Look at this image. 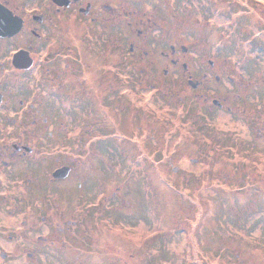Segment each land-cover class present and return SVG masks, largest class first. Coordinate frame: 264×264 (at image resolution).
Returning <instances> with one entry per match:
<instances>
[{
    "label": "rangeland",
    "instance_id": "374dc122",
    "mask_svg": "<svg viewBox=\"0 0 264 264\" xmlns=\"http://www.w3.org/2000/svg\"><path fill=\"white\" fill-rule=\"evenodd\" d=\"M133 2L132 8L154 9V0ZM176 7L178 14L171 7L161 10L156 47L145 46L149 54L129 73L133 78L144 71L138 88L129 80L127 110L122 102L112 103L113 118L124 120L127 143L114 133L107 144L73 146L42 160L41 168L49 162L52 170L71 158L78 169L56 185L58 201L57 193L34 195L0 174V264H264V0H177ZM171 45L180 57L177 65L162 55L171 53ZM112 58L116 62L117 54ZM209 59L220 80L213 77L206 89L212 100H204L189 92L188 76L202 75ZM106 86L97 90H103L104 105L110 100ZM60 106L66 108L56 103L58 111ZM130 112L138 117L139 136H132ZM198 112L215 136L233 134L251 147L248 155H213L193 119ZM56 120L61 127L71 117ZM107 123L95 128L98 140L107 134ZM76 150L81 156L74 162ZM90 175L98 189L82 195L78 182ZM246 181L253 184L249 191L236 192L234 186ZM100 185L107 186L106 197Z\"/></svg>",
    "mask_w": 264,
    "mask_h": 264
},
{
    "label": "flooded vegetation",
    "instance_id": "af4514ba",
    "mask_svg": "<svg viewBox=\"0 0 264 264\" xmlns=\"http://www.w3.org/2000/svg\"><path fill=\"white\" fill-rule=\"evenodd\" d=\"M131 1L134 3L133 0H0V174L8 175L19 188L25 184L28 186L25 191L44 197L57 193L55 200L58 201L62 196L57 187L77 174L78 169L71 158L67 159V165L57 163L52 170L49 162L41 168L42 160L46 162L63 155L62 151L73 146L74 150L82 147L87 150L97 142L107 144L113 141L114 133L123 135L127 143L124 122L123 126L121 123L124 120L113 118L112 103L122 102L127 110L129 80L135 89L141 84L139 77H143V70L139 69L140 75L135 74L133 78L129 73H136L141 57L149 54L145 46L156 47L154 40L157 39L155 33H160L161 10L171 7L179 13L177 0H168L166 4L161 0L155 4L154 0V9L150 11L132 8ZM169 48L171 53L162 52V55L177 65L180 57L176 55V48L173 45ZM182 49L186 54L188 48ZM113 53L118 56L116 62L112 60ZM216 67L215 60L209 59L202 68L205 70L202 75L189 74L192 79L189 92L212 100L213 93L207 90L213 77L220 80L214 76ZM227 79L231 84L236 83L229 76ZM105 84L106 99H110L106 105L102 103ZM152 91L156 94L154 97L159 94V90ZM111 94H115L114 99ZM98 98L100 110L96 106ZM225 99L220 98V101L225 102ZM56 103L66 104L68 109L61 111L60 106L58 111ZM49 113H59V116L51 117ZM128 115L134 118V122L129 123L134 130L132 136H139L142 132L138 117L131 112ZM65 116H70L71 122L60 123L58 127L54 120ZM103 122L109 124L107 134L99 135L98 140L93 133L96 127L101 130ZM47 149L59 150V153L50 155ZM77 150L74 162L81 156ZM55 161L60 162V159ZM94 177H83L85 180L76 184L83 189L80 194L96 193ZM42 178L45 180L41 185ZM34 183L40 187H30ZM2 184L4 180L0 176V186ZM104 188L107 190V186ZM104 188L99 194L106 197ZM68 191L63 192L73 198V192ZM76 196L84 199L79 194ZM1 198L7 199V196L2 194ZM83 220H79V224L83 225Z\"/></svg>",
    "mask_w": 264,
    "mask_h": 264
},
{
    "label": "trees",
    "instance_id": "16d2710c",
    "mask_svg": "<svg viewBox=\"0 0 264 264\" xmlns=\"http://www.w3.org/2000/svg\"><path fill=\"white\" fill-rule=\"evenodd\" d=\"M189 113V112H188ZM201 113L198 112V115L195 114V118L193 117L194 121L196 122H200L199 126H197V129H202L201 133L203 134V136L205 137L206 140H208L209 144L212 146L213 150H214V154L213 155H224L227 157H235V156H239L241 154H247L249 153L248 150H251V147H247L243 146L242 143H239V141L237 139H235L233 134H225V135H220V136H215L218 135V132H209L210 130L208 128H206L205 126V122L203 121V119H201ZM203 117V116H202ZM257 119V118H256ZM252 121V119L250 120ZM257 124V123H256ZM255 124V125H256ZM212 133L214 135H212ZM247 149V150H246ZM254 151V150H253ZM245 163H247L249 161V159H244ZM239 161V160H238ZM238 161H235L238 162ZM240 162V161H239ZM234 177V176H233ZM231 179V178H230ZM245 185H237V182H234V184H236L237 186H234L235 190H237L236 192H244V191H249V189L252 187V181H246ZM101 205V201L98 202L97 206Z\"/></svg>",
    "mask_w": 264,
    "mask_h": 264
},
{
    "label": "bare ground",
    "instance_id": "6f19581e",
    "mask_svg": "<svg viewBox=\"0 0 264 264\" xmlns=\"http://www.w3.org/2000/svg\"><path fill=\"white\" fill-rule=\"evenodd\" d=\"M182 2H184V3H185V1H182Z\"/></svg>",
    "mask_w": 264,
    "mask_h": 264
}]
</instances>
